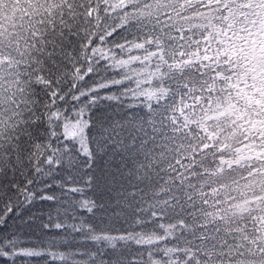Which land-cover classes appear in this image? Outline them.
Masks as SVG:
<instances>
[{
	"label": "snow or ice",
	"instance_id": "1",
	"mask_svg": "<svg viewBox=\"0 0 264 264\" xmlns=\"http://www.w3.org/2000/svg\"><path fill=\"white\" fill-rule=\"evenodd\" d=\"M0 264H264V0H0Z\"/></svg>",
	"mask_w": 264,
	"mask_h": 264
}]
</instances>
